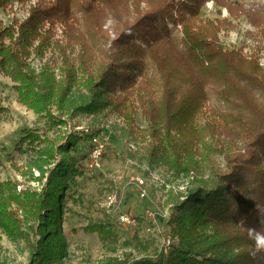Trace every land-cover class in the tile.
Returning a JSON list of instances; mask_svg holds the SVG:
<instances>
[{"label": "trees", "instance_id": "1", "mask_svg": "<svg viewBox=\"0 0 264 264\" xmlns=\"http://www.w3.org/2000/svg\"><path fill=\"white\" fill-rule=\"evenodd\" d=\"M14 1L30 2L28 15L0 25V72L15 83L21 104L51 119V106L121 117L126 133L144 141L149 165L204 170L213 182L175 205L166 251L143 237L136 217L125 243L140 256L103 264H264L258 243L264 241V65L243 47L219 42V32L236 28L233 19L241 16L255 28L246 29L249 37L263 36L264 0H0V9ZM207 1L230 16L202 17ZM29 50L42 61L38 73L23 59ZM138 113L144 128L136 125ZM92 135L46 139L36 149L39 188L17 191L0 181V230L26 241L29 264H65V197L78 186L84 175L78 164L87 158L71 149L88 138L91 147ZM23 141L40 144L45 137L25 131ZM109 216L84 230L111 248L121 224Z\"/></svg>", "mask_w": 264, "mask_h": 264}, {"label": "rangeland", "instance_id": "2", "mask_svg": "<svg viewBox=\"0 0 264 264\" xmlns=\"http://www.w3.org/2000/svg\"><path fill=\"white\" fill-rule=\"evenodd\" d=\"M29 3L14 1L12 5L0 9V25H8L14 18L24 19L28 15ZM200 15L208 19L230 16L225 7L217 6L214 1L205 2ZM233 22L239 23L236 28L219 32L220 44L229 48L243 47L247 55L252 53L260 65H264V35L249 37L246 29L255 31V28L250 27L243 16L233 19ZM178 29L179 27L174 33L180 38L182 32ZM60 33V28H57L56 36L60 37ZM23 59L28 63L30 71L38 73L42 61L31 50L24 54ZM55 73L57 74V70ZM14 84L0 72V105L5 109L0 111V181H10L17 191L39 188L36 180L39 171L34 167L39 163L36 149L46 147V139L57 143L68 133H96L95 137L102 145L99 166H90L89 153L92 146L90 147L89 138L81 140L71 149V153L76 156L87 153V158L78 164V167L84 169V175L78 178V186L65 197L62 215V229L66 240L65 264H103L109 259L127 261L140 256L125 243L137 222L134 225L122 224L120 218L123 215L134 219L140 217L143 237L153 238L157 249L164 251L163 237L170 233L169 226L166 225L168 217L188 191L200 186H212L208 173L204 170L179 173L162 165H149L143 155L144 141L128 135L123 118L116 115L59 113L52 106L50 111L56 118L38 115L18 101ZM135 122L139 128L146 126L140 113L135 116ZM25 131L36 132L45 137V141L40 144L25 141L21 143L20 139ZM218 162L222 168L220 158ZM44 163L47 168L53 165L52 162ZM132 175H141L145 179L146 197L139 196L136 184L131 181ZM44 181L43 179L41 183ZM148 212L154 214L155 221L148 217ZM104 213H109L113 222L121 224L117 227V243L111 248L106 246L97 233L84 230L89 221L102 219ZM31 236L32 240L36 239L34 235ZM0 259L6 264H29L26 241L12 240L0 230Z\"/></svg>", "mask_w": 264, "mask_h": 264}, {"label": "built area", "instance_id": "3", "mask_svg": "<svg viewBox=\"0 0 264 264\" xmlns=\"http://www.w3.org/2000/svg\"><path fill=\"white\" fill-rule=\"evenodd\" d=\"M102 153V145L99 143L98 139L96 137H94L92 139V147L90 150V159H91V163L90 166H99V157ZM152 177H153V173H151ZM131 181L136 184L137 188H138V194L141 197H146L147 196V190L145 188V184L146 181L145 179L141 176V175H136V176H131ZM148 217L150 219H154V214L152 212H148ZM121 222L127 224V225H134L135 224V219L132 216H128V215H123L120 218ZM155 221V220H153ZM159 232H161L160 230H158ZM163 249L164 251H166L171 243L170 237L169 235H164L163 237Z\"/></svg>", "mask_w": 264, "mask_h": 264}, {"label": "clouds", "instance_id": "4", "mask_svg": "<svg viewBox=\"0 0 264 264\" xmlns=\"http://www.w3.org/2000/svg\"><path fill=\"white\" fill-rule=\"evenodd\" d=\"M258 243H264V241H260V240H258Z\"/></svg>", "mask_w": 264, "mask_h": 264}]
</instances>
